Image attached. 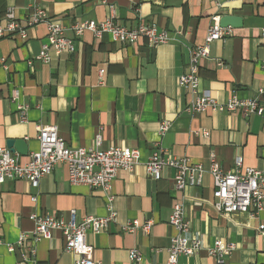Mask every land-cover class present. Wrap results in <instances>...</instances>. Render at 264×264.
I'll return each mask as SVG.
<instances>
[{
    "label": "crops",
    "instance_id": "obj_1",
    "mask_svg": "<svg viewBox=\"0 0 264 264\" xmlns=\"http://www.w3.org/2000/svg\"><path fill=\"white\" fill-rule=\"evenodd\" d=\"M32 5L64 26L76 20L103 21L109 6H114L116 20L127 28L153 23L173 39L150 48L143 39L121 45L107 35L96 38L86 32L76 41L74 54L51 52L48 64L38 59L46 42L45 25L28 28L26 40H0V148L9 140H24L28 155L20 156V162L26 163L39 150L38 128L55 126L69 148H93L100 136L103 150L118 146L140 151L142 163L132 171L120 170L112 182L115 222L101 234L87 233L93 258L102 264H167L169 243L176 234L169 216L175 204L182 203L191 233L205 246L217 240L235 245L233 252L224 254L223 264H264V229H260L264 210L256 216L216 211L208 172L211 157L225 172L241 158L243 167L264 175L263 120L255 115L244 119L240 113L189 112L192 97L177 83L188 71L190 48L204 43L213 19L235 15L243 25L211 44L210 57L200 63V90L219 102L233 95L252 98L264 90V0H0V20L8 10L24 19ZM14 91L18 100L12 99ZM18 103L28 106L26 122L20 121ZM162 121L170 124L164 136L159 134ZM157 148L202 164L206 173L201 186L178 191L175 172L169 168L159 180L150 177L144 163ZM107 202L101 189L70 184L63 164L43 177L38 187L26 180L0 184V264L20 262L26 248L10 253L7 246L16 245L22 233L32 232V214L67 222L75 210L78 221L103 218L109 213ZM130 221L141 226L152 222L151 230L123 232ZM32 245L35 257L21 264L73 261V255L64 251L60 232ZM132 249L140 251V263L128 259ZM180 263L218 264L204 250L180 258Z\"/></svg>",
    "mask_w": 264,
    "mask_h": 264
},
{
    "label": "built area",
    "instance_id": "obj_2",
    "mask_svg": "<svg viewBox=\"0 0 264 264\" xmlns=\"http://www.w3.org/2000/svg\"><path fill=\"white\" fill-rule=\"evenodd\" d=\"M231 1V0H226ZM115 7L109 6V16L103 21L76 20L70 26L48 16L38 5H32L28 15L19 19L13 10H8L0 20V40L19 37L27 39V29L45 25L47 30L46 42L42 45L38 59L46 64L50 62L51 52L72 55L76 52V41L86 32L96 38L108 36L112 42L121 45H133L145 40L150 48L172 41L167 31H159L153 23H141L134 28H127L116 20ZM220 18L215 17L209 27L203 44L190 48L187 73L177 82L179 87L190 94L191 101L187 110L192 113H240L244 119L259 116L264 126V90H257L252 98L240 99L233 95L225 102H219L209 92L201 91L200 63L210 57V46L214 41L231 35V28H222ZM70 33L73 36H67ZM5 62L4 59H2ZM31 64V62H29ZM19 93L14 91L13 100H18ZM27 105L18 103L17 111L21 122H26ZM169 122L162 121L159 134L164 136L169 130ZM208 136V132H204ZM93 148H69L58 135L55 126H40L38 128L39 150L31 153L26 163L20 162V156L12 153L7 147L0 148V184L8 180H26L32 186L38 187L40 180L51 174L55 167L63 164L67 168L68 181L72 185H85L92 189H101L107 194L109 213L106 217H87L77 220L76 211H70L67 222L53 218L48 214H32L30 220L34 228L30 233H22L16 245H8L7 250L14 253L18 247L26 248L21 254L23 261L33 259L36 250L33 242L50 238L54 232H60L64 240V251L73 255L71 264H102L93 258V247L87 243V233L101 234L106 232L116 220V212L112 207L113 197L110 194L111 185L120 170L132 171L141 164V154L137 149H127L111 146L106 150L100 148L101 137L97 136ZM234 168L223 171L219 161L211 157L208 172L213 177L212 193L213 206L222 214L259 215L264 210V175L251 167H243L242 159L235 160ZM146 171L154 180L161 178L165 168L174 170L176 189L184 191L188 187H199L202 184L206 169L202 164L191 163L186 157L169 155L166 150L157 148L144 163ZM36 202L37 197L31 198ZM168 224L176 234L171 238L167 253V264H181L180 258L192 257L200 251H206L218 264L224 263V254L231 253L235 245L221 240L207 247L202 240L191 233L190 222L187 220L182 203L175 204L169 216ZM152 222L142 226L137 221L127 222L122 231L133 233L140 229L148 234ZM260 229H264L263 226ZM31 243V244H30ZM132 263H140L142 255L139 250L129 251Z\"/></svg>",
    "mask_w": 264,
    "mask_h": 264
},
{
    "label": "water",
    "instance_id": "obj_3",
    "mask_svg": "<svg viewBox=\"0 0 264 264\" xmlns=\"http://www.w3.org/2000/svg\"><path fill=\"white\" fill-rule=\"evenodd\" d=\"M222 28H239L243 25V20L240 16L226 15L220 18L219 22ZM7 148L12 153H17L18 156L25 157L28 155V147L24 140H9L7 142Z\"/></svg>",
    "mask_w": 264,
    "mask_h": 264
}]
</instances>
